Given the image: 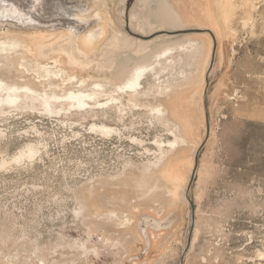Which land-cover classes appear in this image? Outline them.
I'll list each match as a JSON object with an SVG mask.
<instances>
[{
  "label": "rangeland",
  "instance_id": "374dc122",
  "mask_svg": "<svg viewBox=\"0 0 264 264\" xmlns=\"http://www.w3.org/2000/svg\"><path fill=\"white\" fill-rule=\"evenodd\" d=\"M32 1L0 0V39L17 45L0 53V79L39 93L0 103V264H264V0L148 2L135 23L165 30L142 38L165 36L138 55L111 48L138 36L136 0H67L96 7L81 32L54 31L58 18L41 5L35 21L16 11ZM92 30L104 32L88 46ZM60 37L69 56L40 51ZM193 39L198 49L178 48ZM168 45L165 71L147 73L136 96L116 93ZM165 81L181 86L160 98ZM95 82L99 100L123 101V115L53 100ZM160 103L164 119L151 111ZM178 129L185 141L161 155Z\"/></svg>",
  "mask_w": 264,
  "mask_h": 264
},
{
  "label": "bare ground",
  "instance_id": "6f19581e",
  "mask_svg": "<svg viewBox=\"0 0 264 264\" xmlns=\"http://www.w3.org/2000/svg\"><path fill=\"white\" fill-rule=\"evenodd\" d=\"M39 1L40 0H33L31 2L32 4L31 5L29 4L27 6L28 8L25 7L26 9L24 7H22L25 9V10L22 9V12L17 7V5H16L15 9H16V11H18V13L20 15H23V16L29 18L30 21H35L34 15L31 13L30 9L32 8V6L34 8H37L36 6L41 5V7L43 9H45L47 12V18L46 19H51L54 16H55L54 19L58 18V25H56L54 27V31L66 30L68 32H74V31L75 32H77V31L81 32L84 29L85 25H87L88 19L97 18V15H98L96 13V11L93 10L94 8L96 9V7H94V6L88 7V5L84 4V3H81V6L78 7L74 4V2H72L74 4V6H71L70 2H68L67 0H62V1L61 0H42V4H41V2H40V4H38ZM97 1H99V0H95V5H97V3H98ZM152 1H155V0H136L134 2V5L132 7H134L135 10H133V8H132L130 11V16H131L130 29H131V33L137 34L138 36H134V35L129 34L130 37H127L126 39H122L120 41H117L116 45L114 44V46L111 47L112 49H114V53L116 52V50L117 51H123L125 49H131V48L135 47L134 52H136L137 55L142 54V53H144V52H140V50H142V48H143V50H144V48L148 49L154 43V40H159L160 39L159 37L164 35V34H160L157 36H153V37H149V38L144 39L142 37H148V36H151L156 31L165 30L164 27H160L158 29H150L149 28L150 27L149 26L150 25L149 24L150 19H148V18L142 21L141 27H139V25H137L135 23L136 21H134L133 17L138 16V11L142 12L145 4L148 2H152ZM140 2H141V6H142L141 9H140V7H138V4ZM250 3H251V1H250ZM66 4H68V5L66 6ZM246 4L247 5L249 4V0H246ZM5 10L11 11L12 6H11V8L5 6ZM14 13H15V11H14ZM154 13H155V16L157 19V15H156L155 10L152 11V16L154 15ZM243 13H245V15H247L245 8H243ZM38 15H41V13H39ZM75 15L79 16V18H81L82 22H76V21L74 22L73 19H74ZM158 21H160V20H158ZM154 23H158V22L155 21ZM160 24L163 25L161 22H159L158 25H160ZM103 32H104L103 30L86 31L85 34L83 35V40H86V42H88L87 44L89 46V43L94 42V40L96 38H101L103 35ZM77 37H78V34H77ZM66 39L68 40V37ZM128 39H129V41H128ZM64 40H65V38L60 37L55 43L52 42L51 44H48L47 46L40 48V51L41 52H52V51H54V53H52L53 56H57L58 54H62L64 56L65 55L69 56L70 54L65 52L63 45L59 44L60 42L64 43ZM69 40L72 41L73 44L75 43L70 37H69ZM111 43H109V44L105 43V47L110 46ZM170 45L164 47L162 50H160L158 52H154L152 54V60H153L152 62L137 64V65L133 66L131 68V70L129 71L128 76L121 83H119L115 86L116 93L118 92V94L128 95L130 97L138 95V93L140 92V88H142V79L145 78V75L147 73L151 72L155 76H157L160 73H162L163 70L165 71L166 66L161 67L159 70L157 69V66L162 65L161 63H162L163 57H167V56H169V54L174 52L173 51L174 47H172ZM15 46H17L16 42L13 43V41L11 42V41H8L7 39H0V53H2L4 51L11 50V49L15 48ZM39 47H41V46L36 45L35 46L36 50H38ZM101 47H102V45H101ZM189 47L198 49L199 48V42L196 39H193V40L188 41L184 44L178 45V48H181L182 50H186ZM87 48H86V50H87ZM76 50L78 52H76ZM80 51H82V50H80L79 46L75 48V53H77L78 55L84 56V59H87L88 57H86L85 54L82 53L83 51L82 52H80ZM70 58L75 59L73 56H71ZM89 59H88V61H89ZM164 62L165 63L171 62V59L169 60L166 58V60ZM44 71H45L44 75H46V76H49L52 73L57 74V72H51L50 70H44ZM177 75H178V73H177ZM178 77L184 79L185 75L182 73ZM175 78H176V76H175ZM167 82L168 81H165V84H163V86L160 88V90L158 92V96L160 98L166 97L171 92H173L172 88H175L177 86H181V84L171 85ZM3 91L6 93V95L4 97L1 95V92H3ZM75 91L70 90L63 96L53 95V98H54L53 100H56V101L66 100V101L70 102V105L72 108H76L79 110L91 108L93 106L91 103H94L95 104L94 106H96L97 108H107L111 105H114L121 112V115H123V113L125 112L124 111L125 104H122L123 101L121 102L119 97L111 95V96L105 98V100H99L97 98L98 94L101 93L102 91H104V84L103 83H100V82L93 83L92 91L88 92V93L84 92V91H78V90H77V92H75ZM35 94H37V91L32 89L28 85H23V86H15V85L12 86L11 85L10 86L5 81L0 79V103L6 102L8 104H14L15 101L22 95L34 96ZM37 95H39V93ZM43 103L45 104L46 107H49V105L51 104L48 99H44ZM127 104L130 105L129 108L131 106H133V107H136V109H138L137 103L135 101H133V99H128ZM151 111L155 117H158L161 119H164L166 117L165 110H164L161 103L152 107ZM93 126H94V124L92 125V127ZM94 127L103 129V131L105 133H109V134L112 132H117V130H118L116 128H113L112 126L110 127L107 125H100V126H94ZM171 135L173 136L174 139L168 140L166 145L160 146L161 147L160 148V154L161 155H163L168 150L175 149V147H177L178 144L185 141V139L182 137V135L180 133V129H178L177 131L171 130ZM29 153L32 154L34 152L32 149H29ZM161 155L159 158H161Z\"/></svg>",
  "mask_w": 264,
  "mask_h": 264
},
{
  "label": "water",
  "instance_id": "95a60500",
  "mask_svg": "<svg viewBox=\"0 0 264 264\" xmlns=\"http://www.w3.org/2000/svg\"><path fill=\"white\" fill-rule=\"evenodd\" d=\"M166 32H173V31H166ZM215 47H216V43H215V41H214L213 53H214ZM213 53H212V54H213Z\"/></svg>",
  "mask_w": 264,
  "mask_h": 264
},
{
  "label": "flooded vegetation",
  "instance_id": "af4514ba",
  "mask_svg": "<svg viewBox=\"0 0 264 264\" xmlns=\"http://www.w3.org/2000/svg\"><path fill=\"white\" fill-rule=\"evenodd\" d=\"M17 4H19L18 2H20V0H14Z\"/></svg>",
  "mask_w": 264,
  "mask_h": 264
}]
</instances>
